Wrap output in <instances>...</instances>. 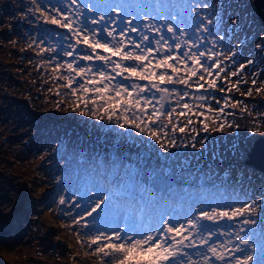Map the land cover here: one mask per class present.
<instances>
[{
	"label": "snow or ice",
	"instance_id": "obj_1",
	"mask_svg": "<svg viewBox=\"0 0 264 264\" xmlns=\"http://www.w3.org/2000/svg\"><path fill=\"white\" fill-rule=\"evenodd\" d=\"M29 3L20 18L30 26L35 22L37 34H27L21 51L31 50L37 70L57 84L55 94L72 101L70 107L57 101L56 107L91 117L105 143L111 137L103 152L88 156L81 149L78 168L69 167L67 145L57 158L65 167L53 178L58 199L52 203L70 218L68 228L76 226L77 242L89 250L85 255L96 257L97 264H264V190L251 194L253 177L245 175L244 163L255 136L264 135V114L252 116L246 104L229 95L264 92L256 86L264 68L248 71L256 60L244 56L248 37H238L241 18L230 15L232 4ZM255 49L264 53V27ZM245 75L252 77V87L241 91L248 83ZM216 90L228 94L217 98ZM238 108L248 114L247 135L236 134L241 124L228 111ZM228 129H235L229 154L236 163L221 174L224 161L217 162L218 143L210 133ZM59 151L57 143L49 155ZM204 155L210 161L201 167ZM70 174L75 179L65 182ZM201 177L212 189L218 182L230 194L224 202H209L198 189L197 195H188L187 207L178 208L176 193L183 199ZM69 206L72 211L66 210Z\"/></svg>",
	"mask_w": 264,
	"mask_h": 264
},
{
	"label": "rangeland",
	"instance_id": "obj_2",
	"mask_svg": "<svg viewBox=\"0 0 264 264\" xmlns=\"http://www.w3.org/2000/svg\"><path fill=\"white\" fill-rule=\"evenodd\" d=\"M216 3L219 4L220 0H216ZM226 3L232 4L230 15H239L241 18L237 28L239 39L247 36L248 40H252L256 35L258 41L261 28L253 18L251 1L226 0ZM30 7L29 0H0V137L5 138H0V264H97L96 257L85 255L89 251L87 245L77 242L76 226L71 229L67 227L71 223L70 218L55 211L52 201L58 199V192L54 188L53 178L61 175L64 170L63 162L57 158L65 155V145L68 146L69 167L75 169L79 167L77 159L81 149L88 156L103 152L111 143V137L105 143L94 127L97 125L96 121L78 112L66 111L64 106L70 107L72 101L65 99L63 94H55L57 84L49 80L43 69L37 70V59L31 50L21 51L25 47L27 34H37L35 22L30 26L28 20L20 18L21 9L27 13ZM4 20L12 26L11 35L3 31ZM243 26L248 30L239 33L238 30ZM13 40L16 41L15 45L11 43ZM257 41L250 42V47L244 44L248 49L245 50V56L256 60V64L248 69L250 72L264 68V53L255 49ZM19 59L22 60L20 65ZM13 69L19 71L22 82L16 80L17 75L12 73ZM243 78L248 83L241 86V91L252 87V77L245 75ZM23 86L28 87V100L23 96ZM256 86L264 88V75L258 77ZM49 88L53 91L49 92ZM61 91L63 93L64 90ZM225 94L228 93L215 91L217 98ZM229 95L246 104L252 116L264 114V92L257 94L253 89V95L250 97H244L235 91ZM57 101H62L64 106L56 107ZM212 103L215 106L214 102ZM228 111L234 112L235 120L241 124L236 134L247 135L245 125L250 123L248 114L240 112L239 108ZM228 119L232 120L233 117L229 116ZM234 131L235 129H228L224 133H210L218 143L217 162L221 158L224 161V168L220 169L221 174H225L228 165L236 163L229 154ZM57 143L60 145V151L49 155ZM127 150L135 151L131 148ZM42 156L46 158L41 159ZM175 160L176 157H172L169 164ZM209 161L210 157L204 155L200 161L201 167ZM185 166L187 167V162ZM240 167H243V164L237 165V168ZM236 174L237 169H233L232 177L235 178ZM249 174L253 177L250 187L255 190L251 194L256 195L264 190V175L247 167L245 175ZM67 179L74 180L75 176L70 174L65 182ZM245 183L249 182L246 180ZM188 184H192V179H188ZM198 189L199 195L207 198L209 202H224L230 194L220 187L218 182L216 189H212L210 181L201 177L198 187H193L183 199H180L181 194L176 193L177 207H187L190 203L188 195H197ZM50 208L53 210L50 211ZM66 210L72 211L70 206ZM80 238L84 239L83 234Z\"/></svg>",
	"mask_w": 264,
	"mask_h": 264
},
{
	"label": "water",
	"instance_id": "obj_3",
	"mask_svg": "<svg viewBox=\"0 0 264 264\" xmlns=\"http://www.w3.org/2000/svg\"><path fill=\"white\" fill-rule=\"evenodd\" d=\"M252 10L256 20L264 27V0H251ZM253 143L255 148L251 151L244 163L249 169L258 174H264V135L255 136Z\"/></svg>",
	"mask_w": 264,
	"mask_h": 264
},
{
	"label": "flooded vegetation",
	"instance_id": "obj_4",
	"mask_svg": "<svg viewBox=\"0 0 264 264\" xmlns=\"http://www.w3.org/2000/svg\"><path fill=\"white\" fill-rule=\"evenodd\" d=\"M8 29V28H7ZM5 30H6V28H5ZM6 31H8L9 32V30H6ZM11 32H12V26H11ZM11 32H9V33H11ZM12 34V33H11ZM59 112V110L56 112V113H58ZM0 134H2V133H0ZM201 186H205L204 184H201Z\"/></svg>",
	"mask_w": 264,
	"mask_h": 264
},
{
	"label": "trees",
	"instance_id": "obj_5",
	"mask_svg": "<svg viewBox=\"0 0 264 264\" xmlns=\"http://www.w3.org/2000/svg\"><path fill=\"white\" fill-rule=\"evenodd\" d=\"M6 31V30H5ZM7 32V34H10L8 31H6ZM0 53H2L1 51H0Z\"/></svg>",
	"mask_w": 264,
	"mask_h": 264
}]
</instances>
